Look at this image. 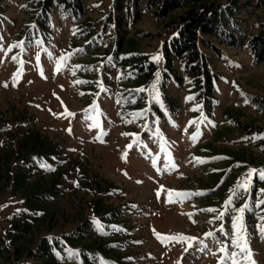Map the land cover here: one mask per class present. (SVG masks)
<instances>
[{"label":"rangeland","instance_id":"1","mask_svg":"<svg viewBox=\"0 0 264 264\" xmlns=\"http://www.w3.org/2000/svg\"><path fill=\"white\" fill-rule=\"evenodd\" d=\"M37 1L0 0V245L6 248L0 264H41L28 255L39 240H60L86 219L110 249L108 260L97 264H232L239 251L234 241L251 253L252 264H264V154L256 136L233 126L264 125L247 95L264 97V62L254 66L247 49L224 45L222 61L206 52L219 75L208 115L200 94L165 69L164 44L176 34L166 19L145 14L131 21L119 46L116 25L107 21L113 0L86 2L96 32L53 13L45 34L33 23ZM242 19L246 44L264 13L252 5ZM136 52L156 65L142 84L128 66ZM175 69L182 77L178 63ZM28 129L58 153L35 163L28 185L47 187L57 175L60 188L37 214L24 213L30 230L14 242L13 224L26 209L12 187L22 158H11L7 181L5 153L10 146L17 151ZM99 203L109 207L107 224L94 213ZM76 253L66 249L64 260L53 263L79 264Z\"/></svg>","mask_w":264,"mask_h":264},{"label":"trees","instance_id":"2","mask_svg":"<svg viewBox=\"0 0 264 264\" xmlns=\"http://www.w3.org/2000/svg\"><path fill=\"white\" fill-rule=\"evenodd\" d=\"M87 1L38 0L33 23L41 33L45 34L43 29L48 25L51 15L57 13L59 16H69L79 24L78 27L82 29V32L94 33L96 32L94 23L86 18ZM252 5L264 13V0H113L107 21L115 23L120 35L118 40L120 46L124 40L125 27L131 21L139 22L145 14H149L156 21L166 19L168 30H175L176 34L164 44L165 69L175 76L178 85H182L185 81L196 90L200 94V103L204 111L211 115L214 104V84L218 82L219 75L212 67L211 56L206 52L222 61L223 51L219 45H224L235 50L247 49L254 66L264 62V23L258 25L259 32L252 35L246 44H243L240 39L243 33L242 25L245 24L242 19L244 8ZM176 63L183 72L182 77L175 69ZM128 66L131 76L138 84H142L145 78L151 79L156 71V65L147 53L136 52L131 55ZM247 95L255 111L264 116V97ZM171 104L174 109L175 104L173 102ZM18 120L19 117H14L13 121L17 123ZM30 125L31 122L27 119L24 126ZM233 126L244 136H256L257 150L264 154V125L234 121ZM18 142L15 153L12 146L8 147L4 162L6 179L9 181L11 158L14 157L16 161L22 158V163L19 165L21 171L15 173L12 187L15 194L23 197L22 203L26 209L19 211V216L23 220L13 224L14 242L23 239L30 230L31 221L25 218L24 213L37 214L39 208H42L41 205H45L59 194L60 188L57 175L51 179L47 187L38 181L29 185L27 183L32 176L36 175L35 163L49 162L58 154L55 145L32 129L24 131ZM108 211L109 207L100 203L94 208L95 215L99 216L105 224L108 223V219L103 217ZM112 215L118 216L114 212ZM3 249H6L5 246L0 245V251ZM66 249L77 252L75 261L79 264H86L88 261L89 264H97L100 260L106 261L110 257V249L104 242V238L96 237L94 224L87 219L79 222L73 232L63 235L60 240L43 237L35 249L28 252V255L40 260L41 264H54V257L64 260ZM19 250L16 247L15 252Z\"/></svg>","mask_w":264,"mask_h":264},{"label":"snow or ice","instance_id":"3","mask_svg":"<svg viewBox=\"0 0 264 264\" xmlns=\"http://www.w3.org/2000/svg\"><path fill=\"white\" fill-rule=\"evenodd\" d=\"M62 59H66V57H64ZM261 178L264 179V173H261ZM239 187H240V185H238L237 189L233 191V195L236 194V191L239 190ZM245 190H247V189H245ZM172 195H173L172 193H169V202H174L171 199ZM175 195L178 198H183L185 194L176 193ZM157 196L159 197V192L157 193ZM230 203H231V198H229V201H228V204H230ZM261 203H264V200H261ZM227 206L228 205L226 204L225 207H227ZM240 211L242 212L243 209H241ZM233 219H234V227H235L241 218L239 216H237V217H234ZM261 220H264V216L261 217ZM261 231H262V233H264V224H261ZM236 235L239 238V231H237ZM245 244H246V241H245ZM232 246L239 248L238 252H233V254H232V257H231L232 264H252V262L250 261L251 253L246 250L245 246L240 245L236 241L233 242Z\"/></svg>","mask_w":264,"mask_h":264}]
</instances>
